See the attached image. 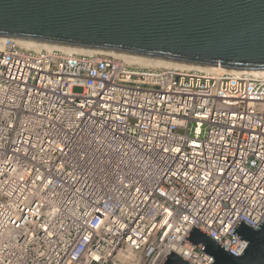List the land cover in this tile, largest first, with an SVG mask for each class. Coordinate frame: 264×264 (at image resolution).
I'll list each match as a JSON object with an SVG mask.
<instances>
[{"label":"built area","instance_id":"built-area-1","mask_svg":"<svg viewBox=\"0 0 264 264\" xmlns=\"http://www.w3.org/2000/svg\"><path fill=\"white\" fill-rule=\"evenodd\" d=\"M239 220L264 222V77L4 44L0 264H211L184 239L240 257Z\"/></svg>","mask_w":264,"mask_h":264},{"label":"water","instance_id":"water-1","mask_svg":"<svg viewBox=\"0 0 264 264\" xmlns=\"http://www.w3.org/2000/svg\"><path fill=\"white\" fill-rule=\"evenodd\" d=\"M0 38L264 72V0H0ZM262 225L239 220L240 257L194 226L184 240L211 264H264ZM161 264L190 263L170 251Z\"/></svg>","mask_w":264,"mask_h":264},{"label":"bare ground","instance_id":"bare-ground-1","mask_svg":"<svg viewBox=\"0 0 264 264\" xmlns=\"http://www.w3.org/2000/svg\"><path fill=\"white\" fill-rule=\"evenodd\" d=\"M11 40L16 42L19 46L23 48L31 49V50L56 49V50L68 51V52L84 54V55H95V54L101 53V52H95V51L68 48V47H63L59 45H49L45 43L15 40V39H10V38H0V50L3 48L6 42L11 41ZM113 56L121 58L125 60L129 65H133L137 67L179 68L182 70H195V71H201V72H206V73H220V72L235 73V72L242 71V72L251 73L258 77H264V72H260V71L229 70V69H225L220 66H202V65L178 63V62H171V61H164V60H156V59H142V58H136V57L119 56V55H113Z\"/></svg>","mask_w":264,"mask_h":264},{"label":"rangeland","instance_id":"rangeland-1","mask_svg":"<svg viewBox=\"0 0 264 264\" xmlns=\"http://www.w3.org/2000/svg\"><path fill=\"white\" fill-rule=\"evenodd\" d=\"M74 92L75 93H81L82 92V88L77 87V88L74 89Z\"/></svg>","mask_w":264,"mask_h":264}]
</instances>
